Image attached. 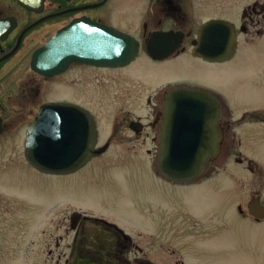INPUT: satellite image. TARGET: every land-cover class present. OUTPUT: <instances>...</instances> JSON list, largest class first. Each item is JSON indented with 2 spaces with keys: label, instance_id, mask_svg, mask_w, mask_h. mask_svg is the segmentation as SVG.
I'll use <instances>...</instances> for the list:
<instances>
[{
  "label": "flooded vegetation",
  "instance_id": "obj_1",
  "mask_svg": "<svg viewBox=\"0 0 264 264\" xmlns=\"http://www.w3.org/2000/svg\"><path fill=\"white\" fill-rule=\"evenodd\" d=\"M114 2L115 0H45L38 7L31 8L19 0H0V182H5V178L11 179L8 172L13 170L53 175L38 170L26 156L30 130L43 127L46 131L51 128L52 121L41 122L39 113L43 105L53 101L72 102L89 109L99 129L96 147L106 146L107 152L114 145L142 144L143 136L144 142L151 137L158 143V147L160 146L163 115L166 114L165 94L169 89L185 86L209 92L221 105L219 118L223 130L221 149L207 167L203 180L174 181V184L184 188L200 186L216 178L226 166L227 156L234 155V151L242 148L246 150V147L254 144L253 128H259L264 136V114H245L241 117L231 114L225 94L220 87L212 84H168L157 92L153 101L152 95L145 94L144 87H151L150 85L124 73V70L140 57L141 44L139 56L125 66L101 67L74 60L62 71L53 73L51 56L41 55L40 50L59 29L76 18H87L93 22L115 26L138 39H141L142 34L146 39L145 43L157 31H184L182 46L165 58H155L145 46L146 54L153 62H163L173 55L180 54L181 51H186L183 46L186 39L192 37L193 43L196 38L197 32L193 36L192 26L189 25L195 4L198 2L196 0H124L129 5L128 9H125V17L132 22L126 26L109 20L111 5ZM227 2L228 0H225L226 7ZM235 23L238 36L239 34L264 36V0H254L244 6L241 21ZM191 53L194 55L193 51ZM101 71L108 75L103 85L100 83ZM62 90L70 92V95L60 94ZM101 93L107 95L109 100L111 97L115 99L119 94H122V97L127 96L129 102L135 104V109L143 114L145 109L143 103L152 104L154 116L147 121L142 115H126L122 118L116 116L112 132L111 116L107 117L110 127L104 134L101 117L94 111ZM55 122L62 126L60 120ZM71 122L77 125L79 121L76 119ZM234 160L237 164H243L244 169L255 172L253 168L255 164L253 165L252 161L249 162L250 165H246L244 157L238 156ZM70 174L54 175L65 177ZM238 192L240 191H235L236 199L229 201L228 207L231 212L227 214L217 208L203 214L197 213L190 209L189 200L186 201L185 198H182V201L176 200L170 209L163 211L166 216L160 224L174 222L172 217L175 215L177 216L175 222H179L177 227L169 228L171 236L165 240H161L160 233L157 232L156 239L144 237L136 241L119 222L104 216L92 217L88 211H81L82 209L74 207L67 201L57 202L48 208L45 215L35 223L46 230L51 224L52 207L59 204L65 208L64 216L59 221L63 233L56 239L57 248L53 249L51 241H46L45 244L49 248L47 257L54 259L56 264H186L188 246L206 241L212 231L224 229L232 222V217L235 218L234 214L260 221L250 213L248 207L250 202L247 209L242 202L237 203ZM21 193H23L21 189L12 190L4 186L0 188V231L11 229L12 226H16V229L26 228L25 221L20 218L19 200L24 195ZM257 197L264 203L260 193L254 198ZM167 217L169 222L164 221ZM5 242L9 243V239L0 237V246ZM18 242L26 243L25 239H19ZM19 243L16 246H19ZM61 247L65 249L61 250ZM148 247H152V250L149 251Z\"/></svg>",
  "mask_w": 264,
  "mask_h": 264
},
{
  "label": "rangeland",
  "instance_id": "obj_2",
  "mask_svg": "<svg viewBox=\"0 0 264 264\" xmlns=\"http://www.w3.org/2000/svg\"><path fill=\"white\" fill-rule=\"evenodd\" d=\"M196 1L189 24L193 36L200 24L211 17H227L240 22L242 9L254 0H228L227 7L224 6L225 0ZM128 7L124 0H115L111 5L109 20L121 26L132 23L125 17ZM239 38L241 46L238 55L224 62L208 63L196 58L191 53L192 37L186 39L183 45L186 51L163 62H153L146 54V39L141 34L140 57L124 73L150 85L144 87L145 94L152 95L153 101L157 92L168 84H212L220 87L225 94L231 114H264V37L239 34ZM100 77L103 85L108 75L101 71ZM65 93L70 95L65 90L60 94ZM129 101V97H122V94L115 99L111 97V100L107 95L100 94L94 111L101 117L104 134L110 127L107 118L110 116L111 132L116 116L142 115L145 121L153 118L152 104L143 103V114ZM252 132L254 144L227 156V164L220 174L200 186L184 188L161 177L157 166L158 143L151 137L144 142V136L141 138L142 144L114 145L77 173L65 177L46 176L36 171L34 174L23 170L8 172L12 178L0 182V188L22 190L21 194L24 195L19 200V210L26 228L16 229V226H12L0 231L2 239H9V243L0 246V264H56L54 259L47 257L49 248L45 244L51 241L53 249L57 248L56 239L63 233L59 221L64 216L65 208L59 204L52 207L51 224L46 230L35 222L45 215L48 208L61 201H67L81 211H88L89 215L104 216L119 222L136 241L144 237L156 239L157 232L161 240L170 237L169 228L179 224L175 222L177 216H170L174 219L170 224L160 222L166 216L163 211L170 209L178 199L189 200L190 209L197 213L203 214L217 208L227 214L231 212L229 201L236 199L235 191H240L237 203L242 202L247 209L248 202L257 193L264 198V136L257 127ZM238 156L246 158V165L253 161L255 172L244 169L243 164H237L234 159ZM206 173L207 170L195 180H203ZM234 216L224 229L212 231L206 241L188 246L186 264H264V220ZM164 221L169 222V217ZM19 239H25L26 243H19ZM18 243L19 246H16ZM148 250H152V247H148Z\"/></svg>",
  "mask_w": 264,
  "mask_h": 264
},
{
  "label": "water",
  "instance_id": "obj_3",
  "mask_svg": "<svg viewBox=\"0 0 264 264\" xmlns=\"http://www.w3.org/2000/svg\"><path fill=\"white\" fill-rule=\"evenodd\" d=\"M20 1L36 7L37 0ZM183 35L182 31L175 30L155 32L148 41V50L155 57H166L180 46ZM194 45V54L205 60L222 62L231 59L238 48L236 26L230 20L212 18L200 27ZM45 48V53L51 57L66 56L60 62L62 65L79 58L102 66H120L137 57L139 42L114 27L96 24L91 30L87 23L76 20L58 31ZM220 109L219 101L204 90L177 87L167 91L158 154V166L164 175L179 181L192 180L217 157L223 139ZM61 114H78L82 124L78 128L69 125L66 121L70 117ZM39 118L41 122L51 120V128L48 131L43 127L30 130L26 155L44 172L77 171L107 149L106 146L95 147L96 121L89 110L80 105L51 102L42 107ZM56 120L66 123L60 127L55 124ZM249 209L257 218H264V204L260 198L253 200Z\"/></svg>",
  "mask_w": 264,
  "mask_h": 264
}]
</instances>
